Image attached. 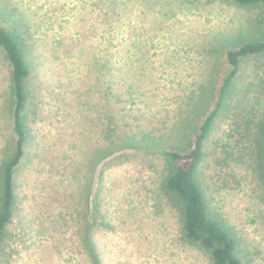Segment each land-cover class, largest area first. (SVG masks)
I'll list each match as a JSON object with an SVG mask.
<instances>
[{"label": "rangeland", "instance_id": "374dc122", "mask_svg": "<svg viewBox=\"0 0 264 264\" xmlns=\"http://www.w3.org/2000/svg\"><path fill=\"white\" fill-rule=\"evenodd\" d=\"M257 12L224 0H0V26L17 36L30 70L0 264H213L181 238L161 189L164 152L192 147L229 69L227 49L252 33ZM243 64L199 174L243 263L264 264L253 155L264 55ZM9 75L0 46V164L16 139ZM85 215L90 246L79 230Z\"/></svg>", "mask_w": 264, "mask_h": 264}, {"label": "trees", "instance_id": "16d2710c", "mask_svg": "<svg viewBox=\"0 0 264 264\" xmlns=\"http://www.w3.org/2000/svg\"><path fill=\"white\" fill-rule=\"evenodd\" d=\"M224 1L259 11L256 13L259 18L250 20V28L253 31H258L261 25H264V0ZM252 33L248 35L249 30L245 35L241 33L239 45H233L227 49L226 58L229 69L223 76L215 105L203 119L192 147L184 152L177 150L164 152L166 174L162 180L161 189L179 214L181 238L205 250L213 264H244L238 255V237L209 209L199 167L205 144L216 120L227 116L235 96L239 94L236 91V82L244 69V61L251 56L264 55V32L259 35ZM0 46L4 49L10 64L9 90L13 104V129L16 135L13 151L6 155L0 164L1 244L6 236V227L14 215L16 201L14 171L24 155L27 140L22 109L26 98L24 83L30 75V70L26 65L19 39L1 26ZM243 98L242 93L241 100ZM256 137L253 148L254 169L264 188V113L256 122ZM86 215L84 217L86 221L79 225V230L90 246L95 231Z\"/></svg>", "mask_w": 264, "mask_h": 264}]
</instances>
